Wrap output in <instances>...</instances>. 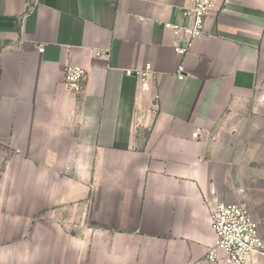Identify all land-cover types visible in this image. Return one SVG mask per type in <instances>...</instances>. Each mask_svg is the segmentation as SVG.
<instances>
[{
  "label": "crops",
  "instance_id": "0c3cea01",
  "mask_svg": "<svg viewBox=\"0 0 264 264\" xmlns=\"http://www.w3.org/2000/svg\"><path fill=\"white\" fill-rule=\"evenodd\" d=\"M187 6L0 0V264H209L216 203L264 242V0H224L179 57Z\"/></svg>",
  "mask_w": 264,
  "mask_h": 264
},
{
  "label": "built area",
  "instance_id": "2783aa9c",
  "mask_svg": "<svg viewBox=\"0 0 264 264\" xmlns=\"http://www.w3.org/2000/svg\"><path fill=\"white\" fill-rule=\"evenodd\" d=\"M224 0H188L183 14L191 18L190 26L164 24L176 36L184 35L182 45L175 43L174 51L183 57L189 50L191 42L204 36L203 20L211 12L222 6ZM43 48H39L42 52ZM105 53L97 51L95 57H104ZM152 67L146 64L142 69L126 70L125 75L134 76L143 90L147 89ZM87 71L79 65H68L64 69V85L74 94L83 91ZM184 76L177 69V79ZM210 226L214 233V242L207 249L206 261L209 264H247L255 254L264 252V242L259 235V224L254 220L249 207L240 204L216 203L210 209Z\"/></svg>",
  "mask_w": 264,
  "mask_h": 264
}]
</instances>
